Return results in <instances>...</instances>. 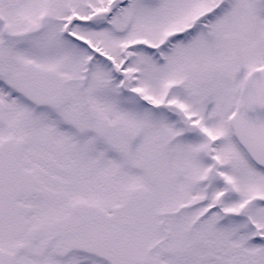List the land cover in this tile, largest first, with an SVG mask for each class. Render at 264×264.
<instances>
[{"label":"snow or ice","instance_id":"obj_1","mask_svg":"<svg viewBox=\"0 0 264 264\" xmlns=\"http://www.w3.org/2000/svg\"><path fill=\"white\" fill-rule=\"evenodd\" d=\"M0 264H264V0H0Z\"/></svg>","mask_w":264,"mask_h":264}]
</instances>
